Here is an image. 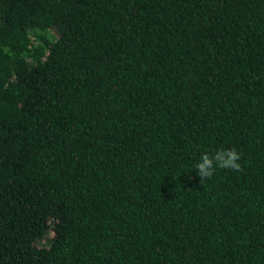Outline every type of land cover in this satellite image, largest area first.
<instances>
[{"label": "trees", "instance_id": "1", "mask_svg": "<svg viewBox=\"0 0 264 264\" xmlns=\"http://www.w3.org/2000/svg\"><path fill=\"white\" fill-rule=\"evenodd\" d=\"M0 264H264V0H0Z\"/></svg>", "mask_w": 264, "mask_h": 264}, {"label": "clouds", "instance_id": "2", "mask_svg": "<svg viewBox=\"0 0 264 264\" xmlns=\"http://www.w3.org/2000/svg\"><path fill=\"white\" fill-rule=\"evenodd\" d=\"M240 159L241 155L235 148H221L216 151L214 155H209L207 152L202 154L199 162L195 164V169L202 182L206 179H210L214 175L217 167L237 171L240 170L241 165L238 162Z\"/></svg>", "mask_w": 264, "mask_h": 264}]
</instances>
